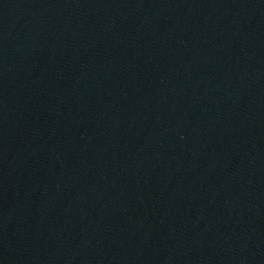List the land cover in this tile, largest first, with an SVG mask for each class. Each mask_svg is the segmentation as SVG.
Segmentation results:
<instances>
[{
	"label": "water",
	"instance_id": "95a60500",
	"mask_svg": "<svg viewBox=\"0 0 264 264\" xmlns=\"http://www.w3.org/2000/svg\"><path fill=\"white\" fill-rule=\"evenodd\" d=\"M0 264H264V0H0Z\"/></svg>",
	"mask_w": 264,
	"mask_h": 264
}]
</instances>
